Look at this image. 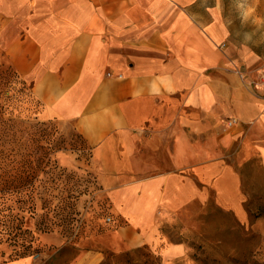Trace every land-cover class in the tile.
Returning a JSON list of instances; mask_svg holds the SVG:
<instances>
[{"label":"crops","instance_id":"crops-1","mask_svg":"<svg viewBox=\"0 0 264 264\" xmlns=\"http://www.w3.org/2000/svg\"><path fill=\"white\" fill-rule=\"evenodd\" d=\"M0 45L42 116L98 164L110 221L70 264L180 255L158 224L203 199L196 181L234 193L222 150L254 146L264 164V0H0Z\"/></svg>","mask_w":264,"mask_h":264},{"label":"rangeland","instance_id":"rangeland-1","mask_svg":"<svg viewBox=\"0 0 264 264\" xmlns=\"http://www.w3.org/2000/svg\"><path fill=\"white\" fill-rule=\"evenodd\" d=\"M40 109L0 45V120L5 122L0 128L9 130L6 137L14 136L19 153L27 158L16 164L22 172L11 165L0 168L4 229L17 225L24 233L18 243L31 239L32 263L70 264L82 252L102 247L110 203L99 184L91 148L71 127L48 120ZM230 145L221 159L236 176L234 193L223 194L222 187L196 181L205 191L203 199L158 224L164 244L183 246L180 255L165 257L149 246L105 249L100 264H264V164L254 146L242 149L236 141ZM34 170L39 179L32 195L36 209L30 216L24 211L30 201L23 203L17 191L22 190V173ZM13 252V245L3 241L0 264L17 259Z\"/></svg>","mask_w":264,"mask_h":264},{"label":"trees","instance_id":"trees-1","mask_svg":"<svg viewBox=\"0 0 264 264\" xmlns=\"http://www.w3.org/2000/svg\"><path fill=\"white\" fill-rule=\"evenodd\" d=\"M16 76L18 77L17 74ZM32 99L37 104L40 105V103L36 101L33 96H32ZM3 124H5V122L0 120V126ZM8 132L0 128V168H4V167L11 165L13 167H16V169H18L19 165H16V164L18 163L22 165L25 162V160H27V158L26 156L23 157L22 156L23 154L19 153L18 145H16L14 142L16 140L15 138H13L14 136L12 138L6 137V134ZM19 157L22 160L19 159ZM18 170L22 172L24 169L22 168ZM22 174L23 175L20 176V183L22 186V190L17 191V194L22 199L23 203L25 201L26 202L30 201V204H31L30 207H27V209L25 208L24 211L27 210L26 212L30 213V216H31L34 213V210L36 209V206H34V204L32 203L33 201L32 195H33V189H34L33 187H34L35 181H37L39 178L37 177L36 170H34V172H31V175L25 172ZM23 236H24V233L22 232L20 227H18L17 225L4 229V224L2 222V215L0 214V245L3 243V241L8 242V245H13V250H14L13 255L15 257H18L17 259L29 257L31 255L32 244L30 243L31 242L30 238L29 240H26V238H23L24 242L18 243L21 240V237ZM17 259H14V260H17Z\"/></svg>","mask_w":264,"mask_h":264},{"label":"built area","instance_id":"built-area-1","mask_svg":"<svg viewBox=\"0 0 264 264\" xmlns=\"http://www.w3.org/2000/svg\"><path fill=\"white\" fill-rule=\"evenodd\" d=\"M261 82L264 83V75L261 76ZM236 123H237V121L235 119H230V120H228L226 122V125L229 126V127H231V126L235 125ZM107 221L109 222L110 219L107 218Z\"/></svg>","mask_w":264,"mask_h":264}]
</instances>
